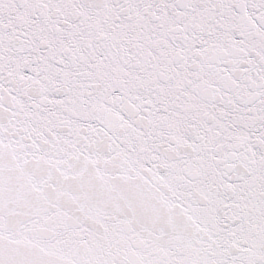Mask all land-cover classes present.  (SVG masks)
<instances>
[{"label": "snow or ice", "instance_id": "obj_1", "mask_svg": "<svg viewBox=\"0 0 264 264\" xmlns=\"http://www.w3.org/2000/svg\"><path fill=\"white\" fill-rule=\"evenodd\" d=\"M0 264H264V0H0Z\"/></svg>", "mask_w": 264, "mask_h": 264}]
</instances>
